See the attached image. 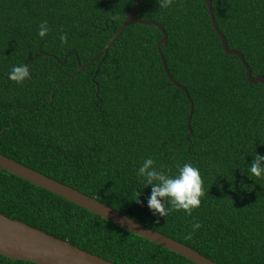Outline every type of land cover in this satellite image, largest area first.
Returning <instances> with one entry per match:
<instances>
[{"label": "trees", "instance_id": "1", "mask_svg": "<svg viewBox=\"0 0 264 264\" xmlns=\"http://www.w3.org/2000/svg\"><path fill=\"white\" fill-rule=\"evenodd\" d=\"M136 0H0V153L184 243L217 264H264V85L224 53L202 0H144L136 17L82 70ZM229 48L264 76V0H211ZM47 21L50 31L37 35ZM64 34L66 42L59 37ZM103 56L102 60L100 58ZM27 64L31 78L8 79ZM146 157L174 173L200 169V206L154 216ZM140 202L137 203L136 200ZM0 213L117 264H195L0 168ZM193 218L200 228L192 231ZM0 264H36L0 254Z\"/></svg>", "mask_w": 264, "mask_h": 264}, {"label": "water", "instance_id": "2", "mask_svg": "<svg viewBox=\"0 0 264 264\" xmlns=\"http://www.w3.org/2000/svg\"><path fill=\"white\" fill-rule=\"evenodd\" d=\"M143 1L144 0H136L134 2L119 27L116 28L105 45L85 63H77V69L82 70L101 53L104 56L110 44L128 24L138 23L156 26L161 33V37L156 43V49L158 51L163 70L167 78L177 87L181 88L189 100V110L186 117V126L189 134L191 133L189 120L193 109L192 101L186 92V88L172 78L165 66L160 47L165 43L166 33L161 23L148 19H138L136 17V13ZM202 1L207 8L210 24L219 37L220 45L224 53L235 55L239 58L242 66L244 67V74L248 83L259 82L264 85V76L260 74L251 75L250 68L245 62L242 54L238 50L227 46L225 36L218 28L212 14L211 0ZM103 56L100 60H102ZM0 168L42 189L73 202L74 204L85 208L89 212L115 224L118 227L165 247L187 258L195 264H217L215 261L201 254L192 247L136 221L135 219L97 200L95 197L85 194L84 192H81L63 182L55 180L1 153ZM0 254L9 258L28 260L36 264H117L96 254L83 250L66 240L59 239L22 221L11 219L2 213H0Z\"/></svg>", "mask_w": 264, "mask_h": 264}, {"label": "clouds", "instance_id": "3", "mask_svg": "<svg viewBox=\"0 0 264 264\" xmlns=\"http://www.w3.org/2000/svg\"><path fill=\"white\" fill-rule=\"evenodd\" d=\"M171 0H163L162 7H167ZM50 28L47 21H42L37 30V35L43 38ZM61 43L66 42V37L61 34ZM31 78L27 64L14 65L8 73V79L17 84L26 82ZM248 164V172L257 178L264 177V155L255 154ZM137 176L143 183L150 186V194L146 206L154 216L164 217L170 212L182 210L186 215H191L193 209L200 206L201 197L204 195L203 180L200 169L191 162L176 166V171L170 173L163 168L158 169L152 157H146L137 169ZM137 203L140 201L137 199ZM192 231L200 228V223L193 218Z\"/></svg>", "mask_w": 264, "mask_h": 264}]
</instances>
